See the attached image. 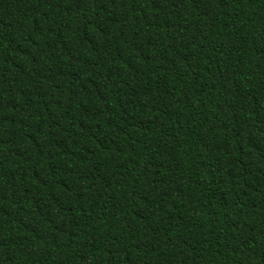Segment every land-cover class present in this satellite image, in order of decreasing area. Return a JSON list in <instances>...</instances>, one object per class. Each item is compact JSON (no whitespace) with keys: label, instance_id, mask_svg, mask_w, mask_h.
I'll return each mask as SVG.
<instances>
[{"label":"trees","instance_id":"trees-1","mask_svg":"<svg viewBox=\"0 0 264 264\" xmlns=\"http://www.w3.org/2000/svg\"><path fill=\"white\" fill-rule=\"evenodd\" d=\"M0 264H264V0H0Z\"/></svg>","mask_w":264,"mask_h":264}]
</instances>
